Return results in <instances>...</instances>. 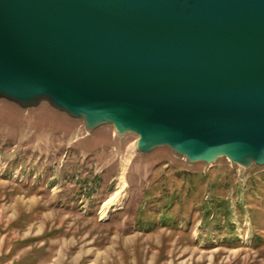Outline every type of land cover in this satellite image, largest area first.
I'll return each mask as SVG.
<instances>
[{"label":"water","instance_id":"water-1","mask_svg":"<svg viewBox=\"0 0 264 264\" xmlns=\"http://www.w3.org/2000/svg\"><path fill=\"white\" fill-rule=\"evenodd\" d=\"M43 96L142 152L264 164V0H0V97Z\"/></svg>","mask_w":264,"mask_h":264},{"label":"rangeland","instance_id":"rangeland-1","mask_svg":"<svg viewBox=\"0 0 264 264\" xmlns=\"http://www.w3.org/2000/svg\"><path fill=\"white\" fill-rule=\"evenodd\" d=\"M139 137L0 97V264H264V164Z\"/></svg>","mask_w":264,"mask_h":264},{"label":"bare ground","instance_id":"bare-ground-1","mask_svg":"<svg viewBox=\"0 0 264 264\" xmlns=\"http://www.w3.org/2000/svg\"><path fill=\"white\" fill-rule=\"evenodd\" d=\"M135 147H136V146H135ZM118 193H119V191L116 192L117 195H118ZM117 195H114L113 197L116 198ZM112 202H113V198H111V199H109V200L107 201V203L105 204L104 209H103V214H106V212L108 211L109 207L112 205Z\"/></svg>","mask_w":264,"mask_h":264}]
</instances>
